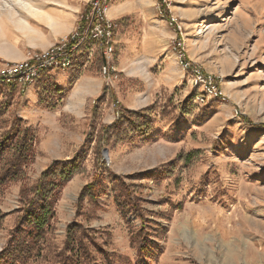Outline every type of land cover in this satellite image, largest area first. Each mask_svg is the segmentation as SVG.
<instances>
[{"label":"rangeland","instance_id":"1","mask_svg":"<svg viewBox=\"0 0 264 264\" xmlns=\"http://www.w3.org/2000/svg\"><path fill=\"white\" fill-rule=\"evenodd\" d=\"M86 5L0 0V68L68 35ZM116 5L132 12L126 26L117 19L120 76L82 109L63 111L76 106L83 74L101 77V56L76 67L64 86L47 75L35 88L0 86V135L18 119L38 132L24 185L56 161L77 159L81 170L59 189L55 219L25 264H264V0ZM179 37L191 60L222 79L227 100L194 101L172 50ZM154 104L149 134L112 136L121 110ZM193 150L200 153L192 163L177 160ZM93 181L95 198L82 200ZM22 185L0 195V264H12L2 256L23 213ZM71 224L81 227L68 244Z\"/></svg>","mask_w":264,"mask_h":264},{"label":"trees","instance_id":"2","mask_svg":"<svg viewBox=\"0 0 264 264\" xmlns=\"http://www.w3.org/2000/svg\"><path fill=\"white\" fill-rule=\"evenodd\" d=\"M160 4L166 10L162 0ZM73 82L74 78L70 85ZM57 90L62 94L67 91L65 88H57ZM2 107L0 105V119L5 109ZM155 109V104L137 111L124 108L116 123L110 127L113 130L112 136L117 140L126 138L129 132L138 133L141 137L146 136L152 130L150 118L155 113ZM108 133L109 131L105 133V137H108ZM38 141V132L31 126H25L19 119L0 135V195L10 183L23 182L19 193L22 203L20 211L23 213L2 256V259L12 264H25L31 252L38 247L40 241L46 238L56 216L55 204L59 199V189L75 174L81 173L80 167L77 166V159L56 161L32 185H24L27 170L35 161V148ZM199 153V150H193L187 154L181 153L177 160L190 164L198 159ZM97 184L99 185L98 181H93L85 186L80 198L94 199ZM123 187L121 186V190L126 193L127 189ZM4 218L5 214L0 211V222ZM79 227L81 224H71L67 229L68 244H72L75 240V231Z\"/></svg>","mask_w":264,"mask_h":264},{"label":"built area","instance_id":"3","mask_svg":"<svg viewBox=\"0 0 264 264\" xmlns=\"http://www.w3.org/2000/svg\"><path fill=\"white\" fill-rule=\"evenodd\" d=\"M116 1L87 0L75 28L68 35L44 50L30 51L24 60L5 63L0 68V86L6 85L22 90L34 87L36 80L43 75L50 76L54 72L67 71L75 65L85 67L90 61L101 56L103 63L100 74L103 85L106 89L112 87L120 76L114 56L116 37L122 24L110 16L111 7ZM162 2L167 4L168 0ZM170 24L177 34L183 36L182 26L177 19L171 18ZM172 45L184 73L182 80L191 87L194 101L208 103L227 100L222 79L214 73L205 71L190 59L185 49L184 38H177ZM236 113L239 111L236 110Z\"/></svg>","mask_w":264,"mask_h":264},{"label":"crops","instance_id":"4","mask_svg":"<svg viewBox=\"0 0 264 264\" xmlns=\"http://www.w3.org/2000/svg\"><path fill=\"white\" fill-rule=\"evenodd\" d=\"M117 2V1H116ZM116 2L112 5L111 10H110V15L111 17L115 19H120L122 20V24L126 26L127 23L132 21L130 18L131 13L130 11L122 8L121 6H117ZM118 36V35H117ZM118 38V37H117ZM119 40V39H118ZM79 65H75L71 69L67 71H58L52 73L50 76H46V79H51V80H56L58 83L61 85H66L68 81L70 80V74L75 72L76 67ZM81 81L79 82V88L75 90L72 95V98L75 99L77 102L76 106L74 107H67L63 108V111L66 110H71V109H82L84 107V103H86L87 99L94 94H99L102 87H103V79L101 77H94V76H89L87 73L83 74L81 76ZM44 83V82H41ZM41 83L36 84L37 86L40 85ZM82 85V86H80ZM35 88V87H32Z\"/></svg>","mask_w":264,"mask_h":264},{"label":"bare ground","instance_id":"5","mask_svg":"<svg viewBox=\"0 0 264 264\" xmlns=\"http://www.w3.org/2000/svg\"><path fill=\"white\" fill-rule=\"evenodd\" d=\"M45 76V75H44ZM109 157V159H110V156H108Z\"/></svg>","mask_w":264,"mask_h":264},{"label":"water","instance_id":"6","mask_svg":"<svg viewBox=\"0 0 264 264\" xmlns=\"http://www.w3.org/2000/svg\"><path fill=\"white\" fill-rule=\"evenodd\" d=\"M108 157V156H107Z\"/></svg>","mask_w":264,"mask_h":264}]
</instances>
